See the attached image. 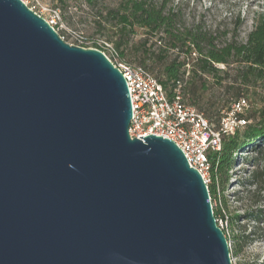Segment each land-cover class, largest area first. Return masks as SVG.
Instances as JSON below:
<instances>
[{
  "label": "water",
  "instance_id": "obj_1",
  "mask_svg": "<svg viewBox=\"0 0 264 264\" xmlns=\"http://www.w3.org/2000/svg\"><path fill=\"white\" fill-rule=\"evenodd\" d=\"M131 116L101 50L0 0V264H234L201 174Z\"/></svg>",
  "mask_w": 264,
  "mask_h": 264
},
{
  "label": "trees",
  "instance_id": "obj_2",
  "mask_svg": "<svg viewBox=\"0 0 264 264\" xmlns=\"http://www.w3.org/2000/svg\"><path fill=\"white\" fill-rule=\"evenodd\" d=\"M107 17L111 20L102 29L106 30V38L113 42L120 58L148 69L170 99L180 82L184 101L201 110L210 121L220 116L219 101L211 97L217 86L223 84L219 74L226 72L217 64L234 68L236 81L227 88L236 86L235 96L240 97L251 86L264 89L263 20L253 26L245 40L231 34L220 41L216 31L201 24L187 25L171 0H121L117 7L108 10ZM193 51L196 56H192ZM238 97H231L227 107ZM241 116L247 119L246 125L224 136L220 152L209 155L211 200L218 198V189L225 190L237 153L246 147L259 151L264 146V107ZM220 214V208H214L216 221L220 220ZM239 243L236 240L235 244Z\"/></svg>",
  "mask_w": 264,
  "mask_h": 264
},
{
  "label": "rangeland",
  "instance_id": "obj_3",
  "mask_svg": "<svg viewBox=\"0 0 264 264\" xmlns=\"http://www.w3.org/2000/svg\"><path fill=\"white\" fill-rule=\"evenodd\" d=\"M25 1L28 7L46 19H50L52 13L44 7L58 10L59 16L54 28L66 42L82 47H100L106 55H110L108 46L103 42L112 46L113 42L107 40L106 30L102 29V25L108 27L111 19L107 17V12L110 8L117 7L121 0ZM171 1L173 7L181 11L187 25L201 24L206 29L216 31L220 41L231 34H235L238 40H245L253 26L264 21V0ZM77 34L83 37L81 42L78 41ZM181 58L183 56L180 55ZM217 67L226 71L219 74L223 78V84L217 86L214 97H211L219 101L221 115L231 97L238 96H235L236 86L227 88L228 84L236 81L234 68L223 64H217ZM241 96L247 101L242 113L244 115L264 107V89L261 86H251ZM206 97L207 95L205 99ZM217 119H212V122L216 123ZM236 159L235 166L229 172L225 190L218 189V198L211 200L213 209L221 210L218 219L230 245L232 262L264 264V146L259 151L246 147L237 153ZM236 240L240 241L237 245Z\"/></svg>",
  "mask_w": 264,
  "mask_h": 264
},
{
  "label": "built area",
  "instance_id": "obj_4",
  "mask_svg": "<svg viewBox=\"0 0 264 264\" xmlns=\"http://www.w3.org/2000/svg\"><path fill=\"white\" fill-rule=\"evenodd\" d=\"M22 1L28 6L27 1ZM36 2L39 3L38 0ZM44 9L52 13L50 19H45L54 28L59 16L58 10ZM77 37L81 42L83 37L78 34ZM103 43L108 46L110 55L101 51L119 69L128 87L132 108L128 127L130 137L141 138L138 136L155 134L171 139L183 151L190 167L195 168L208 185L211 169L209 155L220 152L224 136L246 125L247 119L241 116L247 106L246 99L242 96L234 99L221 111L217 122L213 123L201 110L184 101L179 91L180 82H177L175 95L170 99L154 74L141 65L122 60L114 46ZM192 56H196L195 51ZM217 223L222 228L221 221Z\"/></svg>",
  "mask_w": 264,
  "mask_h": 264
}]
</instances>
